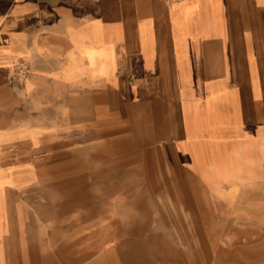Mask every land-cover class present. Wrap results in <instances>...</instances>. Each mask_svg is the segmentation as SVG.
Masks as SVG:
<instances>
[{
    "label": "crops",
    "instance_id": "1",
    "mask_svg": "<svg viewBox=\"0 0 264 264\" xmlns=\"http://www.w3.org/2000/svg\"><path fill=\"white\" fill-rule=\"evenodd\" d=\"M263 58L264 0H0V264H51L18 208L51 106L121 121L218 216L264 217Z\"/></svg>",
    "mask_w": 264,
    "mask_h": 264
},
{
    "label": "rangeland",
    "instance_id": "2",
    "mask_svg": "<svg viewBox=\"0 0 264 264\" xmlns=\"http://www.w3.org/2000/svg\"><path fill=\"white\" fill-rule=\"evenodd\" d=\"M58 113L36 138L34 184L18 186L51 264H264V217L218 216L200 186L169 183L172 171L146 160L155 154L125 152L121 121Z\"/></svg>",
    "mask_w": 264,
    "mask_h": 264
},
{
    "label": "built area",
    "instance_id": "3",
    "mask_svg": "<svg viewBox=\"0 0 264 264\" xmlns=\"http://www.w3.org/2000/svg\"><path fill=\"white\" fill-rule=\"evenodd\" d=\"M168 3L172 2H182L183 0H162ZM25 66L23 63H20L16 66V72L14 74V80L22 81V77L25 76Z\"/></svg>",
    "mask_w": 264,
    "mask_h": 264
}]
</instances>
